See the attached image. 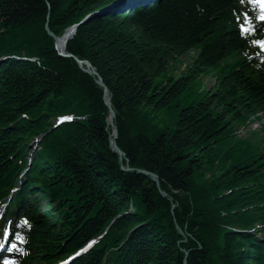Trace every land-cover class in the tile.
I'll return each mask as SVG.
<instances>
[{"label":"trees","instance_id":"16d2710c","mask_svg":"<svg viewBox=\"0 0 264 264\" xmlns=\"http://www.w3.org/2000/svg\"><path fill=\"white\" fill-rule=\"evenodd\" d=\"M256 7L0 0V201L16 187L0 226L21 235L20 264H52L92 240L70 264H183L185 253L186 264H264V125L234 133L264 113ZM245 16L252 33L239 29ZM81 20L71 56L58 55L55 43ZM45 23L64 37L53 43ZM210 70L213 84L200 90ZM63 116L72 119L56 124Z\"/></svg>","mask_w":264,"mask_h":264},{"label":"water","instance_id":"95a60500","mask_svg":"<svg viewBox=\"0 0 264 264\" xmlns=\"http://www.w3.org/2000/svg\"><path fill=\"white\" fill-rule=\"evenodd\" d=\"M86 19V18H85ZM83 20H81L79 23L77 24H73L71 25L69 28H67V30H69V35H66L64 37V40L62 41L63 42V47L61 49H59L57 47V44L55 43L59 37L56 36L52 31H50V28L48 27V24L45 23L44 25V31H46V33L52 37V39L54 40L53 43H55V50H57V54L58 55H62V56H71V54H69V52H66L65 51V41H68V39L72 36V34L74 33V29H76V27L82 22ZM75 61L77 62L78 66L90 73V74H94V75H97V72L95 70V68L93 66H91V64L87 61V60H80L78 59L77 57H74ZM96 82L102 86V90H103V99H104V103L106 104V106L109 108V120L112 122L113 118L115 117V114H114V111L113 109L111 108L110 106V102L108 100H110V96H109V93H108V90H106V86L104 85V83L102 82L101 78H99L98 76L96 77ZM115 124L112 123V137L110 139V150L117 153L119 155V157L121 158L122 155H123V152L120 150V148L116 145V137H117V128L116 126H114ZM40 139H37L36 141H38ZM123 169H130L129 167H124ZM137 172L139 173H142V174H146L148 175L153 181L156 182V184L158 185V178H157V175L155 173H152L150 171H146V170H143V169H137ZM187 257V254L185 253L184 257H183V264H186V258Z\"/></svg>","mask_w":264,"mask_h":264},{"label":"rangeland","instance_id":"374dc122","mask_svg":"<svg viewBox=\"0 0 264 264\" xmlns=\"http://www.w3.org/2000/svg\"><path fill=\"white\" fill-rule=\"evenodd\" d=\"M66 31H67V29H65V32ZM65 32H63V34L61 36H59V38L62 37V36H64L65 35ZM65 45H66V43H65ZM187 59L186 58H182V60H183L182 62L183 63L177 65V67L173 71L172 75H174L176 77V76L179 75L180 72H182L184 70L185 64L188 63L187 62L188 61ZM185 60H187V61H185ZM214 72L215 71L210 70L209 72H207V74H205L204 76H202V78H201V85H200L201 87L199 88L200 90L205 89V88H209V87L212 86L211 84H213L214 77H215V73ZM199 97H200V94L198 93L195 97H193L194 98L193 100H198ZM248 134L242 135V137H246V136H248ZM40 203H41V209H45L46 208L45 202L44 201H41ZM256 234L259 237L262 236V232L260 230L257 231ZM17 249L20 250V248L18 246H17Z\"/></svg>","mask_w":264,"mask_h":264},{"label":"snow or ice","instance_id":"6c2138e0","mask_svg":"<svg viewBox=\"0 0 264 264\" xmlns=\"http://www.w3.org/2000/svg\"><path fill=\"white\" fill-rule=\"evenodd\" d=\"M251 2H252V3H260V7H261V9H262V13H261V15L259 16V19L262 20V21H264V3H261V0H251ZM245 21L247 22V16H245ZM241 31H242V32H248L249 29L246 28V27H244V26H241ZM253 42L256 43V44H259V45H261V46H264V40H254ZM61 119H62V120H63V119H68V120H70V119H72V118H71V117H62ZM25 223H27V221H25ZM9 234H10V230H9L8 228H5V229H4V237H5V239L8 238ZM2 247H4V244H0V248H2ZM14 247H15V245H12V248H14ZM11 250H12V249L9 248V251H11ZM83 251H85V249H83V248L80 249V252H83ZM76 255H79V253H77ZM69 259L71 260L72 257H69ZM5 264H9V262L6 261Z\"/></svg>","mask_w":264,"mask_h":264},{"label":"built area","instance_id":"2783aa9c","mask_svg":"<svg viewBox=\"0 0 264 264\" xmlns=\"http://www.w3.org/2000/svg\"><path fill=\"white\" fill-rule=\"evenodd\" d=\"M241 132H242V129H239L237 133H239V134H240Z\"/></svg>","mask_w":264,"mask_h":264},{"label":"bare ground","instance_id":"6f19581e","mask_svg":"<svg viewBox=\"0 0 264 264\" xmlns=\"http://www.w3.org/2000/svg\"><path fill=\"white\" fill-rule=\"evenodd\" d=\"M58 43H60V42H58ZM63 47V46H62Z\"/></svg>","mask_w":264,"mask_h":264}]
</instances>
